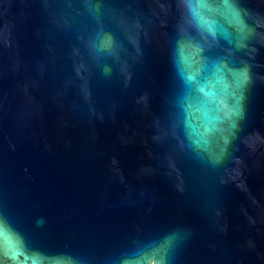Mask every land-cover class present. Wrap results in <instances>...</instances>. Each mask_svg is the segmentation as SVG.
<instances>
[{"label": "water", "instance_id": "water-1", "mask_svg": "<svg viewBox=\"0 0 264 264\" xmlns=\"http://www.w3.org/2000/svg\"><path fill=\"white\" fill-rule=\"evenodd\" d=\"M193 4L0 0V264H264V0Z\"/></svg>", "mask_w": 264, "mask_h": 264}, {"label": "clouds", "instance_id": "clouds-1", "mask_svg": "<svg viewBox=\"0 0 264 264\" xmlns=\"http://www.w3.org/2000/svg\"><path fill=\"white\" fill-rule=\"evenodd\" d=\"M186 9H187V12H188V14L191 16V15H193V6H190L189 5V2H188V0H186ZM239 72H240V74H246V69H240V70H238ZM247 76V75H246ZM247 81V78L246 79H242L241 81H240V86L242 87L243 86V83H245ZM242 99V98H241ZM235 115H238V116H240V117H242L243 116V106H242V104H241V107H240V111H239V113H234ZM226 115H228V114H226ZM225 142H227V137H225Z\"/></svg>", "mask_w": 264, "mask_h": 264}, {"label": "snow or ice", "instance_id": "snow-or-ice-1", "mask_svg": "<svg viewBox=\"0 0 264 264\" xmlns=\"http://www.w3.org/2000/svg\"><path fill=\"white\" fill-rule=\"evenodd\" d=\"M188 2H189V5L190 6H193V8H194L193 0H188ZM241 78L242 79H246L247 78L246 74H241ZM188 79L189 80H192L193 77L189 76ZM200 91H203V89L201 88Z\"/></svg>", "mask_w": 264, "mask_h": 264}]
</instances>
